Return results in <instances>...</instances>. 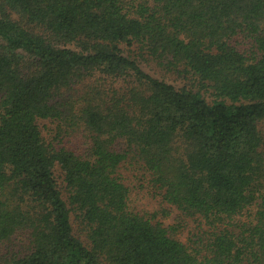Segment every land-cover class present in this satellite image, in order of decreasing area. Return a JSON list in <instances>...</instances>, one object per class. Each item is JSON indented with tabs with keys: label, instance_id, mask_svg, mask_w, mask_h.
<instances>
[{
	"label": "trees",
	"instance_id": "obj_1",
	"mask_svg": "<svg viewBox=\"0 0 264 264\" xmlns=\"http://www.w3.org/2000/svg\"><path fill=\"white\" fill-rule=\"evenodd\" d=\"M129 158L205 228L133 210ZM0 264H264V0H0Z\"/></svg>",
	"mask_w": 264,
	"mask_h": 264
},
{
	"label": "rangeland",
	"instance_id": "obj_2",
	"mask_svg": "<svg viewBox=\"0 0 264 264\" xmlns=\"http://www.w3.org/2000/svg\"><path fill=\"white\" fill-rule=\"evenodd\" d=\"M124 49L127 53L134 55L140 60L139 62L142 67L153 75L161 78L165 77L169 81L174 82L177 86H182L185 83L182 80L183 77H180L178 74L171 72L167 73L155 62L151 60L145 61L140 58L137 54L138 50L135 49V47L129 48L125 46ZM206 97L208 100L210 99L208 95H206ZM64 121L65 120H60V122L52 120L44 121L41 127L46 139H50L54 142L56 141L57 143H63L78 152H85L91 141L88 132L80 123L73 125L65 123ZM60 123H62L61 129H59ZM120 174L124 182L130 188V205L133 210L150 216L154 211H160L162 206H167V209H170L169 213L166 215L160 214L156 220H160L167 226L182 221L183 226L180 227L177 236L184 242H188L189 238H192L193 235L198 234L205 228L201 221L202 219L197 217H183L176 208L163 204L159 194L151 185L149 173L145 170L141 162L131 158L127 159L120 167ZM59 182H61V180H59ZM61 187L63 190V185Z\"/></svg>",
	"mask_w": 264,
	"mask_h": 264
}]
</instances>
